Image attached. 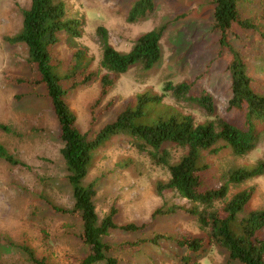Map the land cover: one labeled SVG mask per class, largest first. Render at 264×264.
Masks as SVG:
<instances>
[{
  "label": "rangeland",
  "instance_id": "374dc122",
  "mask_svg": "<svg viewBox=\"0 0 264 264\" xmlns=\"http://www.w3.org/2000/svg\"><path fill=\"white\" fill-rule=\"evenodd\" d=\"M69 16L83 22L82 35L70 38L59 36L55 48L61 61L60 73L71 66L73 54L85 49L92 58L90 71L97 72L95 81L78 88L68 97L70 108L77 117L82 133L94 135L127 103H134L138 94L150 91L161 94L166 82H196L194 91L201 89L211 94L217 106V116L236 124H243L244 116L228 111L231 97L230 74L226 70V53L220 55L218 32L214 29L213 5L210 0H153L154 9L147 17L129 22L128 15L137 0H63ZM30 0H0V124L16 132L0 130L2 145L25 166H12L0 158V264H32L22 247H29L37 257H46L50 264H80L88 250L80 239V217L64 216L52 212L47 202L72 208L74 200L68 182V172L61 155L63 144L50 101L44 88L31 89L12 82L14 78L30 76L28 49L25 44H10L5 37L14 36L22 28V10L30 7ZM239 11L264 28V0H240ZM108 30L109 41L121 52H129L142 34L164 26L161 39L162 58L153 69L146 71L133 67L121 75L115 87L92 112L91 106L100 93L99 79L104 74L99 62L102 55L96 28ZM234 49L250 57V67L256 68L258 78L255 91L264 95V52L257 35L241 33L231 38ZM116 99L107 112V103ZM164 103L194 116L197 123L205 121V114L194 106L176 104L170 97ZM94 113V114H93ZM100 115L91 126L93 116ZM257 129L264 131V123ZM224 145V144H223ZM172 161H177L185 151L170 147ZM264 155V134L255 150L244 157H235L230 148L217 155H209L210 170L206 179L216 183L219 176L234 167L254 165ZM169 171L154 164L145 153L138 152L126 137H113L94 153L92 166L84 185L96 182L94 204L102 220L115 210L118 226L144 225L136 233L120 229L111 230L105 237L110 245L133 244L158 234L173 238L182 235L202 236L194 217L177 211L174 214L156 215L161 207L189 206L187 200L174 192L156 193L158 182H167ZM255 187L256 194L247 211L264 208V175L248 181L241 188ZM236 192L232 189L231 193ZM177 250L172 243L158 246L143 245L137 252H124V264H178L173 256ZM200 264H229L227 252L212 248L199 261ZM231 264H239L234 262Z\"/></svg>",
  "mask_w": 264,
  "mask_h": 264
},
{
  "label": "trees",
  "instance_id": "16d2710c",
  "mask_svg": "<svg viewBox=\"0 0 264 264\" xmlns=\"http://www.w3.org/2000/svg\"><path fill=\"white\" fill-rule=\"evenodd\" d=\"M28 9L22 10V28L14 36L5 37L10 44H25L28 49L30 76L14 78L12 82L31 89L44 88V96L50 101L59 128V139L63 144L61 155L68 172V182L72 189V208L60 207L47 202L48 208L57 214L80 217L82 231L80 239L88 253L79 260L80 264H124V252H137L143 245L158 246L172 243L177 252L173 254L178 264H200V260L212 248H222L227 252L229 264H264V208L247 211L256 194V188H241L248 181L264 175V155L254 165L232 167L224 171L212 183L205 174L210 170L209 155H217L224 148H230L235 157H244L255 150L264 131L257 129L264 123V95L255 91L258 78L256 68H251L250 57L234 49L231 38H239L241 33L254 32L262 44L259 52H264V28L257 23L242 18L239 11L240 0H210L213 5L214 29L218 32L219 54L226 53L227 67L231 80V97L227 110L244 116L243 124H236L217 116L214 98L206 90L195 92L196 82H166L162 93L150 91L136 95L134 103H127L94 135L82 133L77 117L70 108L68 97L78 88H84L95 81L97 72L90 71L92 58L85 49L74 52L70 69L60 73L61 61L55 52L60 42L59 36L70 38L82 35L83 22L69 16L67 4L63 0H30ZM154 9L153 0H137L129 15V22H136ZM164 26L139 36L129 52H121L109 41L108 30L104 26L96 28L102 46L99 62L104 74L99 79L100 93L92 104V112L101 107L102 102L115 87L118 78L133 67L149 71L162 58L161 39ZM264 70V66L259 69ZM170 97L176 104H188L199 108L206 120L197 123L194 116L184 114L175 107L164 103ZM116 99L104 108L108 111ZM93 113V114H94ZM100 115L93 116L91 126L99 121ZM0 130L16 134L10 127L0 124ZM124 136L138 152L145 153L157 166L170 173L167 182H158L156 193L174 192L187 200L189 206L158 208L153 216L174 214L183 211L194 217L202 236L182 235L173 238L158 234L133 244L110 245L105 241L111 230L120 229L136 233L144 225L127 224L118 226L115 210L99 218L94 198L96 182L87 186L84 180L92 166L94 153L105 146L113 137ZM224 144V145H223ZM170 147L181 149L184 154L172 161ZM0 158L12 166H25L2 145ZM232 189L236 192L231 193ZM32 264H50L46 257H37L27 246L22 247Z\"/></svg>",
  "mask_w": 264,
  "mask_h": 264
}]
</instances>
